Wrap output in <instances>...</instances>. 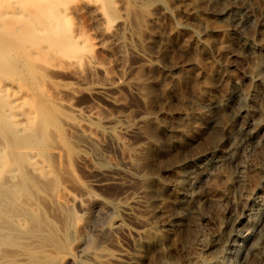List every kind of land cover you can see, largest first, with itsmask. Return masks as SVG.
<instances>
[{"label": "rangeland", "instance_id": "obj_1", "mask_svg": "<svg viewBox=\"0 0 264 264\" xmlns=\"http://www.w3.org/2000/svg\"><path fill=\"white\" fill-rule=\"evenodd\" d=\"M244 1L252 4L260 17L264 0ZM231 2L0 0V53L5 56L0 62V79L26 89L22 111L35 115L42 124L45 132L38 139L40 149L52 157L54 167L45 181L32 178L26 165L25 174L19 177L26 194L22 208L32 219L31 228L38 227L51 237L60 233V245L74 254L80 264H93V259L100 264H112L106 257L113 255L120 245L129 252L133 249L119 227L121 216L110 213L94 218L92 227L86 229L92 236L88 248L83 254H75L77 231L85 220L77 206L59 208L57 199L66 198V194L75 198L95 195L120 199L124 189L119 185L90 187L89 175L83 166L77 165L75 151L70 154L63 148L66 139L71 138L66 122L80 119L66 103L94 109L98 124L122 116V124L134 126L139 113L153 115L168 130L180 123L184 136L174 147L161 137L163 148L158 154L153 153L157 128L153 131L144 127V135L117 131L115 139L127 146L126 154L110 147L107 160L102 163L127 164L137 171L146 167L165 181L172 178L166 170L170 165L207 152L225 137L222 126L231 121V113L225 108L201 119L198 116L204 113L205 101H222L237 89L260 125V136H264V51L239 56L241 50L234 39L226 43L233 38L227 31L231 23L220 12ZM194 6L197 20L190 14ZM197 27L206 30L201 38L196 36ZM245 33L246 38L264 46V26L258 19L246 27ZM226 46L236 56L225 54ZM99 87L110 91L113 102L92 94ZM2 110L0 114L5 116ZM195 115L199 120L195 121ZM3 118L5 130L12 131L13 124ZM213 118L219 120V127L211 132L208 122ZM20 149L26 153L33 150L26 140ZM238 165H244V169L239 170ZM229 169L230 183L216 170L195 190L198 208L187 216L185 224L178 230L160 233L158 247L167 253V264H194L188 255L202 254L207 242H219L222 264H240L230 239L234 234H244L260 216L257 202L264 201V137L246 144ZM171 190L161 201V210L169 211L175 194ZM40 192L51 195V199H43ZM215 202L218 204L213 205ZM154 215L162 216L160 212ZM237 220L243 222L239 227L233 226ZM15 234L17 237L20 231ZM1 244L0 256L19 246L12 238ZM159 249L145 250L140 264H161ZM23 250L29 254L31 264L42 263L36 250ZM49 263L54 264L55 260L50 259Z\"/></svg>", "mask_w": 264, "mask_h": 264}, {"label": "bare ground", "instance_id": "obj_2", "mask_svg": "<svg viewBox=\"0 0 264 264\" xmlns=\"http://www.w3.org/2000/svg\"><path fill=\"white\" fill-rule=\"evenodd\" d=\"M193 4L195 3L193 2ZM190 14L194 20H197L198 12L195 6L190 9ZM220 15H226L230 19L231 28L227 31L232 33L233 38L228 39L226 43L234 39L241 50L239 56L264 51L263 45L251 41L245 35L246 27L257 19L264 26V2L262 3L260 17L256 14L253 5L244 0H232L220 12ZM197 30V38H201L202 34L206 32L200 27H197ZM224 53L228 56L235 55L227 46L224 48ZM262 55L264 56V54ZM4 57L0 53V62L5 60ZM92 94L109 102H113L114 99L105 87L96 88ZM242 96L243 94L240 91L234 89L222 101L219 99V101H205L202 103L204 113L198 116L201 119L207 118V115L215 110L219 111L225 108L229 110L232 116L231 123L228 122L222 126L225 137L207 152L195 158L170 165L166 170L172 178L168 181L163 180L159 173H152V170L150 172L146 167L137 171L127 167V164L103 166L102 163L107 160L106 153L110 147L117 151L121 150L122 154H126L127 146L115 139L117 131L142 133L144 127H150L149 130L157 128V131L155 130L157 140L155 146H153L155 149L151 148L154 154H158L163 144H161L162 138L167 139L164 143L169 146L174 147L179 143V137L183 135L180 123L173 124L171 129L168 130L153 115L147 116L145 113H139L134 126L122 124V116L112 117L107 119L105 123L98 124V115L94 109L75 108L73 104L66 103V106L74 111L80 119L66 122L71 138L66 139V142L63 141L65 143L63 148L69 151L70 154L75 151L77 165L83 166L89 175L88 185L90 187L103 188L109 185H119L124 189L123 198L120 199L97 197L95 195L86 198H75L70 194H66V198H60L61 200L57 199L59 208L61 206H77L85 220V225L82 224L83 226L81 225V228L77 231L76 241L73 240L75 254H83L88 248L92 236L88 235L87 232L90 230L86 229L93 223L94 218L99 219L110 213H118L121 216L119 227L130 242L133 252H129L124 248L125 246L120 245L113 255L106 257V261L112 264H140V256L145 250L147 251L152 247L159 249L160 242L158 240L162 231L178 230L185 224L187 216L197 210L199 197L196 195L195 190L202 186L206 178L219 170L230 183L232 174L229 165L235 162L236 155L242 151L246 144L261 140L264 137L260 136L257 130L260 125H258L250 108L243 103ZM25 98V88L15 82L0 79V108L3 109L2 113L5 115L0 114V247L2 241L11 238L19 242L16 249L0 256V264H31V258L23 250L24 247L32 248L41 255L43 261L40 264H50V259L55 260L54 264H80L74 254L63 249L61 242L60 245L59 238H57V234L60 237V233H56V237H51L52 235L49 236V233L38 229V227L31 228L32 219L28 216L27 211L22 208L21 201L26 194L19 177L25 174L26 165L29 169L28 174L30 173L31 177L34 176L45 181L50 177L51 170L54 168L51 161L52 157L40 149L41 141L38 139L45 132L42 124L36 121L35 115L31 116L22 111ZM2 116L13 124L12 131L5 130ZM94 119L98 122L92 124ZM197 120L199 119L196 116L195 121ZM208 126L210 127L209 131L212 132V130L219 127V120L213 118L208 122ZM144 133L142 134L144 135ZM151 134L150 136H152ZM146 135L148 136V134ZM17 139H20V141L16 142ZM150 139L155 140L156 138ZM23 140L31 143L34 151L30 150L26 153L22 149L19 150ZM154 140L151 143H154ZM109 141L111 142L109 143ZM18 150L19 155H16L15 152ZM26 161H28V164ZM204 161L206 162L204 163ZM238 169L243 170L244 165H238ZM171 189L175 194L173 197L171 196L170 209L169 211L161 210L160 203L167 198ZM63 193H66L65 188ZM41 196L43 199H51L49 197L51 195L47 193H41ZM186 204H188V207H186ZM217 204V202L213 203V205ZM257 204L259 218L248 226L244 234H234L230 239V246L239 258L240 264H264V201H258ZM156 212H160L162 216L160 218L155 216ZM4 220H6L5 223ZM242 223L237 220L233 226L239 227ZM18 230L20 234L15 237ZM218 243L207 242L202 254H189L188 256L193 259L194 264H222L218 254L221 246ZM159 254H161V264H167V253L159 249ZM93 264H100V262L93 259Z\"/></svg>", "mask_w": 264, "mask_h": 264}]
</instances>
